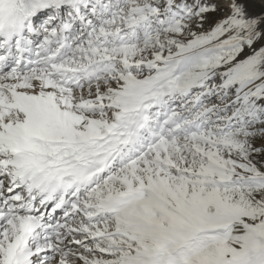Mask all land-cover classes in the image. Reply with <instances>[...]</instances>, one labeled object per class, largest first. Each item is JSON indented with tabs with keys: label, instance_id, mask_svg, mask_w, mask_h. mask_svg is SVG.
Returning <instances> with one entry per match:
<instances>
[{
	"label": "snow or ice",
	"instance_id": "6c2138e0",
	"mask_svg": "<svg viewBox=\"0 0 264 264\" xmlns=\"http://www.w3.org/2000/svg\"><path fill=\"white\" fill-rule=\"evenodd\" d=\"M0 264H264V0H0Z\"/></svg>",
	"mask_w": 264,
	"mask_h": 264
}]
</instances>
